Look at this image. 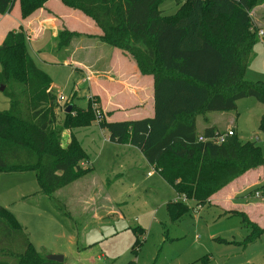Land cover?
<instances>
[{
    "label": "trees",
    "instance_id": "1",
    "mask_svg": "<svg viewBox=\"0 0 264 264\" xmlns=\"http://www.w3.org/2000/svg\"><path fill=\"white\" fill-rule=\"evenodd\" d=\"M48 1L0 0V15L11 13L19 2L21 18L26 20ZM61 1L89 17L101 30L104 44L130 56L143 76L153 78V117L101 120L100 125L111 141L139 149L183 197L167 204L173 222L190 212L187 201L205 204L243 174L264 167L261 147L240 141L236 130L225 143L212 142L222 132L207 118L211 113L235 111L238 101L246 98L264 105V82L245 77L258 41L251 14L264 0H183L174 15H164L159 8L165 0ZM74 34L61 30L59 46L67 47ZM0 68V88L9 99V109L0 111V175L34 173L40 193L58 211L55 193L90 171L82 167L87 153L75 137L65 146L64 132L97 121L94 109L99 105L88 100L82 109L69 103L59 123L62 107L52 80L31 57L22 28L8 33L0 45ZM199 117L208 124L203 134L198 133ZM260 128L264 130V115ZM263 191L264 181L254 193ZM236 215L250 229L240 244L264 235V229L246 215ZM135 243L140 245L139 237ZM200 262L211 264L207 255ZM0 264L65 263L43 256L12 213L0 205Z\"/></svg>",
    "mask_w": 264,
    "mask_h": 264
},
{
    "label": "rangeland",
    "instance_id": "2",
    "mask_svg": "<svg viewBox=\"0 0 264 264\" xmlns=\"http://www.w3.org/2000/svg\"><path fill=\"white\" fill-rule=\"evenodd\" d=\"M51 1L56 3L54 9L49 8ZM182 1L165 0L159 8L164 15H174L179 9L178 3ZM46 6L51 11L50 16L58 22L63 20L61 8L82 14L61 0H49L31 17ZM18 9L19 2L15 4L14 11ZM260 15V21L258 16L253 20L258 41L252 49L245 74L246 79L252 82H264V37L259 36V32L264 31V15ZM83 16L92 22L89 17ZM63 29L66 30L60 27V31ZM76 35L79 42L89 39L79 34H74L73 38ZM99 42L102 41L99 39ZM29 48L37 66L59 87L63 100L72 99L78 108L86 109L87 89L81 87L73 96L74 82L79 81L81 76L74 69L59 65L54 60V56L60 57L66 50V47L59 46L58 35L47 51ZM90 100L99 105L95 96ZM66 106L60 110L59 123L65 119ZM8 109L9 99L0 92V111ZM263 115L264 105L253 98L239 100L235 111L208 114L219 130L227 131L228 126L234 127L240 141L255 142L264 154V130L260 128ZM94 116L95 122L107 120L100 105L94 109ZM120 118L125 119L123 116ZM197 128L199 134H203L207 128L202 117L198 118ZM94 147L91 150L92 160L96 159L94 153L98 154V149ZM100 154L92 166L84 165L87 160L82 163L83 168L90 169L87 174L55 193L54 203L58 211L40 193L34 173L0 175V205L12 213L43 256H63L65 264H129L132 261L136 264H201L203 256L213 253L215 261L211 264H235L246 259L256 260L255 263L262 260L264 264L263 235L239 257H231V251L216 243L222 240L229 242L224 239L226 236L215 239L216 242L211 241L212 233L218 235L229 229L234 231L235 239L243 240L249 230L241 218H225L214 222L210 220L213 212H209L210 215L205 216L206 222L203 220L198 223L189 218L173 222L167 203L176 199V193L167 182L156 178L152 190H143L147 171H144L140 160L130 157L133 160L128 161L125 153L118 158L108 149L100 150ZM155 216L156 222H153L151 218ZM137 237L140 238V245L135 243ZM219 246L221 250H218ZM223 251L228 252V255H223Z\"/></svg>",
    "mask_w": 264,
    "mask_h": 264
},
{
    "label": "crops",
    "instance_id": "3",
    "mask_svg": "<svg viewBox=\"0 0 264 264\" xmlns=\"http://www.w3.org/2000/svg\"><path fill=\"white\" fill-rule=\"evenodd\" d=\"M49 3L51 6L49 8L54 9L56 3L54 1ZM49 8L46 6V8L40 10L39 13L37 12L35 16L26 20L21 18L19 9L14 11L15 7L11 13L0 15V45L3 43L8 33L20 31L21 28L27 35L28 48L31 46L39 51H47L49 49L50 43H52L53 39L59 34L60 27L65 28L70 32H74L75 34H79L80 36H88L89 39L85 42H79V37L76 35L65 48L66 50L64 54L60 53V57L54 56L55 62L59 65L70 67L81 76L79 81L74 82L73 96L76 95L77 90L81 87H85L87 89V106L88 100L92 99V96H95L99 100L101 109H103L107 115V121L116 122L153 117V78L151 76H143L139 72L135 62H133L125 53L99 42L101 30L82 14L67 10V8H63L65 10H62L61 8V11H63V16H61L63 20L58 22L57 19H53L50 16L51 11ZM260 14L264 15V3L252 12V19L255 21L257 16H261ZM261 19L262 18L259 17L258 20L260 21ZM88 76L91 77L90 81H86ZM52 88L56 95L62 96V93L59 92V87H57L53 81ZM70 101L72 104H75L72 99ZM70 101L64 100L61 106L62 109ZM58 115H60V110L58 111ZM121 116L127 120L121 119ZM207 118L209 119V125L216 126V123L213 122L208 115ZM204 123L206 126L208 125L205 121ZM228 129L236 130L231 126H228L227 130ZM225 131L226 130H222L221 132ZM64 135L63 144L65 146L71 141L72 137H75L79 141L88 155V159L85 161L86 163H84V165L88 164L92 166L101 156L100 150L108 149L113 152V155H117L118 158L120 156L123 157V153H125V158L127 156L128 161L133 160L131 159L132 157H135L136 160H140L144 171H147V175L144 177L146 185L143 190H152L155 179H162L155 167L148 163L139 149L132 146L130 143L119 144L111 141L109 132L101 128L99 122H93L89 127L85 128L66 130ZM93 147L98 149V154L94 153L96 159L92 160L91 150ZM88 153H90V155ZM263 181L264 167H261L249 171L242 177L234 180L229 185L215 193L205 204L199 205L187 201V204L191 209L190 212L185 215V218H182V221L189 218L195 219V221L197 220L196 222L199 223L203 220L205 221V216L210 215L209 212H213V215L210 216V220L218 222L220 219L225 218H240L239 215H236L237 212L246 215L250 222L257 225L259 228L264 229V191L258 192L260 196H257L256 193H254L256 186ZM171 188L176 193L174 188ZM181 200H183V197H180L176 193V199L171 202ZM196 211L197 216L195 215ZM151 220L156 222V216L151 218ZM246 229L249 230L250 234V229L248 227H246ZM224 236H226L224 239L233 243L226 244L215 241V239H220ZM246 237L241 241L237 240L234 238V231L230 229L227 232L218 233V235H215V233L210 235L211 241H215L218 245L231 251L229 252L231 257L241 256L242 253L247 251L249 245H252L260 239L259 238L251 243L240 244L246 239ZM221 246H219L218 250L222 249ZM221 253L222 251L220 254ZM210 254L209 258L211 262L215 261L213 253ZM223 255L227 256L228 252L223 251ZM255 261L256 260L253 259H246L245 262H235V264H263L262 260H259L256 263Z\"/></svg>",
    "mask_w": 264,
    "mask_h": 264
},
{
    "label": "built area",
    "instance_id": "4",
    "mask_svg": "<svg viewBox=\"0 0 264 264\" xmlns=\"http://www.w3.org/2000/svg\"><path fill=\"white\" fill-rule=\"evenodd\" d=\"M259 36L264 37V31H260V32H259ZM90 80H91V77L88 76V77L86 78V81H90ZM89 100H90V99H89ZM63 101H64V100H63L62 96H58V95H57V103H58L60 106H62ZM93 105H94V107H96V104H93ZM95 109H96V108H95ZM233 135H234V130H233V129H228L227 131L222 132V133L219 134L218 136L211 138V141L214 142L215 144H223V143H225V142L227 141V139H228L229 137H231V136H233ZM199 140H200V141H204L205 139H204L203 137H200ZM256 195H257V196H260V194H259L258 192L256 193ZM184 201H186V200L184 199Z\"/></svg>",
    "mask_w": 264,
    "mask_h": 264
},
{
    "label": "water",
    "instance_id": "5",
    "mask_svg": "<svg viewBox=\"0 0 264 264\" xmlns=\"http://www.w3.org/2000/svg\"><path fill=\"white\" fill-rule=\"evenodd\" d=\"M3 91H4V88L1 87L0 92H3ZM71 109H72V107L69 106L67 109V112H70ZM48 260L53 261V262H57V263H63L64 257L60 256V255H50V256H48Z\"/></svg>",
    "mask_w": 264,
    "mask_h": 264
}]
</instances>
